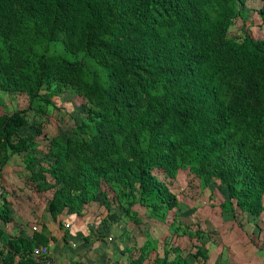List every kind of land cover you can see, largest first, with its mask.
Masks as SVG:
<instances>
[{
  "label": "trees",
  "instance_id": "trees-1",
  "mask_svg": "<svg viewBox=\"0 0 264 264\" xmlns=\"http://www.w3.org/2000/svg\"><path fill=\"white\" fill-rule=\"evenodd\" d=\"M248 1L0 0V92L25 93L29 107L36 99L47 104L39 91L52 81L71 85L95 110L82 123L84 138L50 142L49 180L31 171L33 138L17 136L25 110L0 115V146L9 142L24 154L38 192L52 190L51 218L81 216L103 184L116 183L123 190L111 199L164 221L178 203L151 173L155 167L168 177L178 167L208 172L239 211L259 216L264 38L254 40L244 29L236 40L227 37ZM256 1L264 25V0ZM53 43L74 57L50 53ZM109 199L103 195L107 213ZM117 216L106 214L101 223ZM44 241L40 234L36 243ZM27 245L8 237L0 264L14 257L15 264H33L19 254Z\"/></svg>",
  "mask_w": 264,
  "mask_h": 264
},
{
  "label": "rangeland",
  "instance_id": "rangeland-1",
  "mask_svg": "<svg viewBox=\"0 0 264 264\" xmlns=\"http://www.w3.org/2000/svg\"><path fill=\"white\" fill-rule=\"evenodd\" d=\"M258 6L259 2L253 0L248 1L240 9V18H236L228 28V38L236 40L242 29L254 40L264 38V25L255 13ZM70 43L74 47V41L70 40ZM49 52L68 58L74 57L61 43L51 44ZM89 64L91 68L97 70L92 62ZM39 94L49 103L36 99L29 107L25 93L0 92V115L25 110L24 126L17 131V136L33 138L34 147L30 153L31 171L34 173L41 170L43 177L49 180V165L53 162V157L48 153L50 142L61 143L67 138L77 140L84 138L87 129L82 127V123L86 122L88 114L95 110L71 85L57 86L54 82L47 81ZM2 150L5 151L2 153ZM25 159L24 154H16L13 151L12 143L7 142L4 147L0 146V225H4L2 222L4 219L5 224L12 227L10 224L15 220L36 218L46 212L52 190L44 192L36 190L38 180L34 181L32 173L26 169ZM151 173L175 196L177 207L167 211L164 221L154 220L150 218L149 211L138 205H134L131 210L132 206L128 207L125 201L120 205L115 199H111L122 192L121 186L116 183L103 184L97 197L99 205L93 206L94 209H91L93 216L88 217L84 225L86 229L88 224H93L94 231H98V226H106L112 236L109 246L105 245L106 242L101 238L94 239L106 250V256L112 255L116 242L124 235L135 236L138 240L146 237L149 240L161 239L170 247L177 234H185L181 240L182 246L188 240L195 245V241L200 242V239L212 240L215 243L231 238L233 264H264V196L263 210L254 218L246 212L239 211L234 201L228 198L225 185L208 172H195L189 167H178L174 177H168L165 172L155 167ZM103 195L110 198L109 213L102 208ZM121 208L123 210L128 208L130 212L125 213ZM106 214H110V217L111 214L118 216L116 220H109L108 225L104 226L101 220ZM167 224H173L170 226L172 231L167 229ZM111 227H117L122 234L118 236V233L111 231ZM60 245L65 244L58 241L52 251L54 252ZM62 247L61 250L65 254L71 252L70 250L74 251L69 247ZM157 247L161 254L163 247Z\"/></svg>",
  "mask_w": 264,
  "mask_h": 264
},
{
  "label": "crops",
  "instance_id": "crops-1",
  "mask_svg": "<svg viewBox=\"0 0 264 264\" xmlns=\"http://www.w3.org/2000/svg\"><path fill=\"white\" fill-rule=\"evenodd\" d=\"M97 204L99 205L97 201L89 202L84 207L81 216L68 215L63 212L54 219L48 214L46 206V212L39 217L15 220L10 224L12 227L6 224L0 225V229L3 231L2 239L9 237L25 240L28 245L23 247L19 253L23 255L29 246H32L37 240L39 241L42 232L59 231V222L66 221L70 226V230L65 235L69 241L76 242V246L75 248H70L74 249V251L70 250L71 252L66 254L61 250L62 246L68 247L65 242V245H60L57 249H54V252L51 250L52 252L50 251L48 258L55 264H130V261L136 260L138 257L142 258L139 264H155V260L158 261V264H233V240L231 238H226L224 242L219 240L215 243L212 240L200 239V242L195 241L196 246L188 240L182 246L181 240L182 237H185V234H177L174 237L173 245L170 247L167 244L165 245L161 239L150 238L149 240L146 237L138 240L135 236L127 237L124 235L119 242H116L115 248L112 249V255L108 254L106 256V250L99 245L98 241L94 240L92 235L87 233L84 225L88 217L92 215L91 209H94L93 206L96 207ZM132 208L131 210H133ZM33 226L37 227L36 233L31 232ZM170 226H173V224H167V229L172 231ZM100 228L98 226V230ZM199 229L202 230V228ZM111 231L118 233V236L122 234L117 227H111ZM213 231L216 230L213 229ZM116 234L114 235L116 236ZM190 245H192V249H190ZM157 246L163 247L161 254H159ZM225 253L227 254L225 255ZM29 259L33 261V264H42L39 261ZM17 260L18 257H14L13 264Z\"/></svg>",
  "mask_w": 264,
  "mask_h": 264
},
{
  "label": "built area",
  "instance_id": "built-area-1",
  "mask_svg": "<svg viewBox=\"0 0 264 264\" xmlns=\"http://www.w3.org/2000/svg\"><path fill=\"white\" fill-rule=\"evenodd\" d=\"M92 225L93 224H88L86 226V231L87 233L92 235L94 239L101 238L103 239L104 242H106V244H109L112 242V236L107 231L106 227H101L98 231L97 230L94 231ZM59 228H60L59 231L51 230V231L42 232L41 234L45 238L44 243L42 244L34 243L31 246V248L24 253L27 254L29 258L35 261H39L42 264H55L54 262L49 260L48 255L58 241L65 242L69 248H75L76 246V242L69 241L65 235V233L68 234V231L70 230L69 224H67V222L65 221H60ZM31 232L36 233L37 227L33 226L31 228ZM61 233L63 234L62 236H61ZM7 240H8V237L0 240V250L3 249V246ZM6 252H7L6 250H3V253H6Z\"/></svg>",
  "mask_w": 264,
  "mask_h": 264
}]
</instances>
